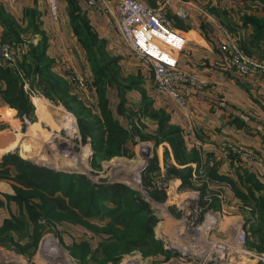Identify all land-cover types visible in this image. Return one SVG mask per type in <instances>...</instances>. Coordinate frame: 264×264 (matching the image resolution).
<instances>
[{"label":"rangeland","instance_id":"obj_1","mask_svg":"<svg viewBox=\"0 0 264 264\" xmlns=\"http://www.w3.org/2000/svg\"><path fill=\"white\" fill-rule=\"evenodd\" d=\"M220 1L222 6L218 9V12H221L217 13L218 16H225V13L237 10L240 13L238 18L242 23L240 27H252L245 23L244 19L247 17L259 21L264 19V3L261 0ZM68 4L69 22L71 26L73 22L79 25V30L75 27L72 29L92 74V64L87 50L80 37L78 40L80 33L82 38L90 40L99 59H113L116 62L115 67H118L122 75L128 78L125 80L126 86L130 87L134 82H139V86L131 90L120 93L112 88L108 94L109 107L114 119L135 134V138L129 144L131 157L109 158L107 157L109 153L94 154L93 151L96 153V150L92 149L91 138H88L91 134L90 122L93 123L102 117L96 88L94 84H90L88 90H80L73 82L72 85L68 84L66 77H70L74 72L59 69L54 60H50L53 64L48 70H43L42 65H39V57L41 49H46L48 55V37L42 27L38 29L39 26L36 24H30V27L25 29L16 25L14 27L17 31L14 36L1 39L2 43L13 46L18 60L14 65L0 64V68L12 69L18 75L21 72L23 75L26 73L22 79L34 110L37 109L34 104L35 98H46L51 103L54 118L55 115H59L58 113L64 114L61 120H64L63 123L67 128L62 125L54 126L56 131L51 130L50 136L41 143V149L33 145V149L39 152H36L33 158L30 153L21 154L18 150L13 152L10 150L5 155H15L17 157L15 164L18 167L28 164L21 162L25 157L32 159L33 162L30 164H37L57 173L85 176L96 188L123 185L129 192L138 195L137 200L146 205L148 215L155 217V221L147 228L148 232L153 233V239L161 252L153 253V242L144 241L138 243L139 246L133 251L126 254L119 252L115 259L108 260L102 254V248L108 240L95 236L88 225L81 224L80 220H86L91 225L103 228L110 224L111 218L90 216L85 217L87 219L84 220L81 210L72 206L70 198L65 195L68 183L64 189L50 198L43 190L29 187L28 183L19 178L14 166L9 168L11 171L9 174L0 172V195L4 198L6 193H10L13 197L18 196L27 200L26 207L32 210L33 218L26 216V209L22 208L19 202L10 200L17 204L20 213L10 218L15 222L13 226L0 231V264H264V253H258L250 247L254 241L250 239L249 231L245 230L246 217L250 216L252 209L249 208L252 207V201L248 200L247 195L242 193L241 199L236 197L240 203L234 206L230 201L237 195L232 188L231 179L218 172L215 176L211 174L215 169L213 166L215 161L202 159L200 155L198 163L182 165L176 159L171 144L159 140L156 118L144 112L141 104L142 88L151 95H148L149 101L151 99L154 101L156 96L149 90L151 85L155 87V84L150 82L154 78L152 67L140 58L141 65L138 61L135 64L130 62L132 55L125 61L126 44L121 40L113 47L106 39L100 37L93 27L92 29L88 27L92 32L87 31L86 22L89 19L87 14L80 6L81 11L76 9L75 4L72 5L69 1ZM85 5L87 6L86 3ZM231 20V22L224 20V27H234L232 23L236 24L237 21ZM70 86H73L74 90ZM92 88L97 98L91 94ZM67 89L69 93L64 96V91ZM89 93L91 99L88 97ZM157 95L161 96L158 93ZM13 110L16 120L22 124L20 133L27 134L30 125L37 122L35 111L31 120L27 116L21 119L18 110ZM153 110L165 109L154 107L149 111ZM98 127L102 129L101 125ZM7 130L5 124L0 121V132ZM23 146L27 149V145ZM5 155L0 158V162ZM187 167L194 169L192 189L182 187V178L176 172L183 171ZM69 178L66 177V180ZM42 197L48 198L45 204L42 202ZM61 197L66 204L58 202L62 201ZM72 198V201L76 199L75 196ZM106 205L113 206L111 202H106ZM226 206L229 211L226 210ZM234 207L237 210L233 212ZM237 214L243 217V223H240L233 232L218 227L221 225L220 218ZM205 224L213 225V228L197 230L201 226L205 227ZM242 232L246 235L244 241L240 237ZM84 244L88 245L86 256L83 253Z\"/></svg>","mask_w":264,"mask_h":264},{"label":"crops","instance_id":"obj_2","mask_svg":"<svg viewBox=\"0 0 264 264\" xmlns=\"http://www.w3.org/2000/svg\"><path fill=\"white\" fill-rule=\"evenodd\" d=\"M141 1L153 7L164 8L172 21L173 30L186 40L183 51L177 54L181 70L189 76L200 78L198 84H185L180 88L182 96L195 111L194 117L188 118L179 105L158 96L156 88L151 85L149 90L156 94L153 106L165 109L170 114L171 123L182 128L188 149L196 148L202 159L215 161L213 166L218 165V174L239 185V175L248 172L264 183V75L262 72H255L248 77L239 76L231 68L227 55L221 49L223 44L229 42L245 53L244 43L249 42L253 29L240 27L242 23L237 10L218 16L217 13H221L218 9L222 6L220 0ZM78 3L100 37L113 47L121 40L124 42L114 18V7L113 13H105L89 9L85 2ZM180 11L187 13V19L179 17ZM60 12L61 20L53 21L49 16L47 0H0V39L6 33L1 17H12L23 29L36 24L39 28L42 27L48 37L47 56L50 60H54L59 69L72 70L87 80L88 85H92V71L68 19V0H60ZM231 19L237 21L236 24L232 23L234 27H224L223 21L231 22ZM125 49V61L132 55L130 58L133 61L130 62L135 64L138 61L141 65L139 57L128 46ZM251 57L264 64V44ZM66 78L68 84L72 85L70 77ZM150 82L154 84V78ZM70 87L74 90L73 86ZM5 88L6 83L0 80V121L8 128L6 132H0V158L10 150H18L21 154L30 153L33 158L38 152L33 149V145L41 149V143L50 136L51 130L56 131L54 126L62 125L67 128L64 120H61L64 114L58 113L54 118L51 103L44 97L35 98L37 122L30 125L27 134L22 135L21 122L16 120L14 110L1 95ZM91 90L89 89L91 94L97 98L94 88ZM88 97L91 99L90 93ZM23 145H27V149ZM91 147L93 149L92 145ZM233 157L236 158L235 162ZM31 160L23 157L21 162L30 164L33 162ZM6 189L8 190L7 187ZM4 198L0 195V206L3 207L0 208V226L5 220L20 213L15 202ZM230 202L234 206L240 203L236 197L231 198ZM226 207L229 211L228 206ZM234 209L233 212L237 210L236 207ZM220 222L218 227L233 232L243 223V217L237 214L220 218Z\"/></svg>","mask_w":264,"mask_h":264},{"label":"trees","instance_id":"obj_3","mask_svg":"<svg viewBox=\"0 0 264 264\" xmlns=\"http://www.w3.org/2000/svg\"><path fill=\"white\" fill-rule=\"evenodd\" d=\"M68 1L72 5L75 4L76 9L81 11V8L75 0ZM261 1L264 3V0ZM80 11L78 12L80 13ZM1 19L6 26V33L3 39L14 36L17 31V28L14 26L18 25L15 19L10 16H4L1 17ZM244 20L245 23H248L253 29L249 42L244 43L245 53L247 56L251 57L254 56L256 51H260L264 44V19L259 21L258 19L247 17ZM86 24L87 31H90L88 27L91 29L92 27L89 19ZM72 27L79 30V25L75 22H73ZM79 37L84 43L89 61L92 64L94 76L93 84L99 98V108L102 115V117H99L93 123L90 122L91 134L88 138H91V143L96 150V154L102 152L107 155L109 153V155H107L109 158L119 156L131 157L129 154V144L132 142L133 138H135V134L132 130L125 128L119 121L114 119L109 107L108 94L112 88L120 93H123L125 90H131V88L139 86V82H134L135 85L131 84L130 87L126 86L125 80L128 78H125L120 69L115 67L116 62H114L113 59H99L94 47L90 44V40L82 38L81 33L78 36V40H80ZM44 44L46 43L44 42ZM39 62V65H42L44 71L52 66L53 63L50 61L49 57H47L46 49H41ZM24 69L23 67V70ZM25 74L26 73L23 75L21 72L20 75H18L16 72L12 71V69L0 68V80L6 83V89L2 91L1 95L12 109L18 110V116L21 119L27 116L32 120V115L34 116L35 110L25 91V84L22 79ZM141 90H143L141 102L142 109L145 110L144 112H148L150 113L149 115H153V117L156 118L158 125L157 136L159 140L164 142L167 141L171 144L176 159L182 165H189L193 162L198 163L200 160V153L196 148L188 149L182 128L171 123L170 115L165 110L149 111L154 108V102L152 99L151 101L148 100V95L143 88ZM67 93H69V89L64 91V96L67 95ZM122 104L124 103L122 102ZM22 122L25 127L24 120H22ZM100 125L102 129H99L98 126ZM16 158L15 155H5L0 162V172L9 174L11 172L9 168L16 166ZM233 158L235 162L236 158ZM214 168L211 174L215 176L217 174L218 165L216 164ZM16 170L19 178L28 183L29 187H33L32 189L39 191L43 190L50 198L55 196L58 191L64 189L65 185L68 183L65 195L70 198L72 206L81 210L80 213H83L84 216H81L84 220L87 219L85 217L90 216H107V218H111L110 224L105 225L103 228L91 225L86 220L88 224L80 220L81 224L88 225L95 236L100 237V239L103 237L105 240H108L103 248L101 245L102 254L108 260L115 259L119 252L121 254H126L133 251L139 246L138 243L144 241L153 242V253L161 252V250L157 248V242L153 239V233L148 232L147 228L150 223L155 221V217H150L146 205L137 200L138 195L132 194L123 185H109L96 188L88 182L89 180H87L85 176H68L67 174H61L54 170L43 168L37 164H26L20 167L16 166ZM176 172L182 178V187L192 189L194 169L187 167L183 171ZM66 177L70 178L66 180ZM231 182L232 188L237 195L235 197L241 199L240 194L243 193L247 195L249 201H252V207H249L250 209L252 208L250 210V216L246 217L245 221V230L249 231L250 239L254 241L250 247L258 253H264V183L259 181L255 175L248 172L239 175V185L233 183L232 180ZM73 196H75L76 199L72 201ZM5 198L7 200L16 201L17 203L19 202L21 207L26 209V216L28 217L29 215L33 218L32 210L30 207H26L27 200L20 199L18 196L13 197L12 195H5ZM47 199L46 197H42L43 204L48 201ZM23 200L25 201L23 202ZM105 200L106 202H111L113 206H107ZM58 202L66 204L63 198L62 201ZM84 207H86V210H84ZM13 224H15L14 221L7 220L0 231H5L8 226H13ZM84 247L85 252L83 253L84 256H86L88 253V245L84 244Z\"/></svg>","mask_w":264,"mask_h":264},{"label":"built area","instance_id":"obj_4","mask_svg":"<svg viewBox=\"0 0 264 264\" xmlns=\"http://www.w3.org/2000/svg\"><path fill=\"white\" fill-rule=\"evenodd\" d=\"M94 11L113 13L124 43L154 72V84L159 95L179 105L188 118L195 116V111L180 92L181 85L198 84L200 78L184 73L179 65L177 54L185 47V38L173 30L171 21L164 8L151 7L141 0H84ZM50 17L60 19V1L47 0ZM181 19H187L184 11L178 12ZM227 55L231 68L241 77H248L255 72L264 73V64L256 58L246 56L238 47L226 42L221 47ZM18 56L13 46L2 43L0 39V64L14 65ZM77 89L88 90L87 80L77 73L70 75ZM213 225L205 224L197 230L211 229ZM245 240V232L240 234ZM221 249V247H220Z\"/></svg>","mask_w":264,"mask_h":264}]
</instances>
